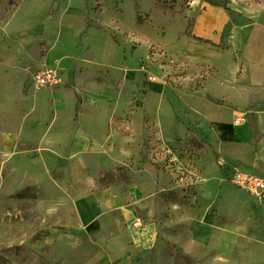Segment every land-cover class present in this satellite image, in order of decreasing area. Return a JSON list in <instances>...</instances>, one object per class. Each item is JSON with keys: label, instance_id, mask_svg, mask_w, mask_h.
Masks as SVG:
<instances>
[{"label": "crops", "instance_id": "crops-1", "mask_svg": "<svg viewBox=\"0 0 264 264\" xmlns=\"http://www.w3.org/2000/svg\"><path fill=\"white\" fill-rule=\"evenodd\" d=\"M190 15V29L184 31L183 19L179 41L167 48L183 62L173 77L181 88L143 86L129 64L139 49L130 48L129 39L114 41L105 30L120 51L121 65H88L93 50L86 46L75 54L62 49L52 59L61 34H72L57 29L47 59L59 65L72 87L63 84L50 91L30 86L28 69L35 58L23 56V47L16 46L23 36L0 16V153L23 171L36 168L38 161L45 170L56 168L51 185L61 203L50 211L58 216L54 225L67 241L81 244L77 250L68 244L64 248L61 240L56 247L66 249L63 262L152 264L166 243L198 263L227 264L248 247L264 246V219L256 218L261 210L246 213L249 220L242 224L237 214L241 193L225 176L235 162L264 177V0H251L240 9L219 3L193 6ZM116 21L125 31L118 18H99L106 27ZM94 28L87 27L78 42L86 41ZM191 76L204 77L200 89L193 90L197 82ZM129 86L131 97L145 90L136 103L125 96ZM239 110L248 114L235 125L231 117ZM189 122L208 136L212 157L190 197L171 196L164 163L172 148H182L195 132ZM143 138L156 167L141 155ZM44 155L49 162L42 163ZM251 225L257 232L251 233ZM89 242L96 255L88 260Z\"/></svg>", "mask_w": 264, "mask_h": 264}, {"label": "rangeland", "instance_id": "rangeland-1", "mask_svg": "<svg viewBox=\"0 0 264 264\" xmlns=\"http://www.w3.org/2000/svg\"><path fill=\"white\" fill-rule=\"evenodd\" d=\"M250 2L251 0H0V16L5 21H9L14 32L23 36L20 40L21 43L16 45L23 47V56L33 60L35 58V62L28 69L30 86H33L31 74L40 65L61 71L58 68L59 65L56 66L47 59L49 44H53L57 29L70 30L72 34L71 36H67L64 32L61 34L63 44H61L62 41L55 44L52 50V59L58 58L62 49L75 54V50L79 52L81 46H86L93 50L92 61H86L88 65L111 64L119 66L123 62L120 51L111 42L112 40L108 39L104 30L114 41L124 40L126 42L129 39L132 45L130 48L139 49L140 53L136 55V58H133L132 62L128 63L136 74L141 76V81L138 82L143 86H148L147 75L140 70V65L146 62L144 40L160 45L162 48L166 47L165 50L169 54L177 55V63H183L179 54L170 52L167 48H169V44L173 45L179 41L178 32L183 19L186 20L184 31L187 32L190 29L192 22L190 12H192L193 6L197 10L205 4L219 3L223 6L229 4L232 8L240 9ZM105 15L118 18L126 30L121 29L123 27L119 21L108 27L102 25L99 18ZM89 26L95 28L90 31L91 33H87L86 41L79 43L78 40L81 37L79 35H82ZM131 39L135 43H132ZM64 63L66 64V61ZM77 63L84 64L80 60ZM148 71L158 78L155 83L163 84L162 72L159 69L149 66ZM203 79L204 77L193 78L191 76L192 82H197L192 87L193 90L201 88ZM64 81L63 88L72 87L66 78ZM138 82L136 81V83ZM164 85L169 88H181L178 83L169 80ZM59 88H62V85L57 87V89ZM131 90L133 89L129 86L124 93L128 99L131 98L130 101L133 100V103H136V100H140L145 94V90L140 89L131 97ZM38 91H50V89L44 88ZM76 98L78 106L81 99ZM238 112L244 115L246 121L248 111L239 110ZM232 118L233 116L231 123H234L235 117ZM189 124L194 127L195 132L192 135H187L182 148L177 150V147H173L164 163L165 171L170 175L166 187L168 193L172 194L171 196L186 194V197H190V194L195 192V187L203 182L202 167L207 159L212 157L208 136L199 134L193 122H189ZM132 127H138V125H132ZM143 142L144 148L141 155L145 161L151 162L156 167L157 162L154 161L156 156L153 157V160L148 159L151 152L147 149L148 147H145V138H143ZM44 161L49 162L47 155H44L42 163ZM38 163L40 164L36 168L31 167L28 168L29 170L27 169L28 172L23 171L0 153V264H67L63 262L67 258L66 249L61 248V250L56 246L63 240L64 248L67 244L69 248H75V250L81 247L80 241L74 239L67 241L66 238H63V233L58 230L59 227L54 225L58 216H56V211L54 213L50 211L57 208V205L60 206L61 202L54 196L51 177L57 175L58 172L56 168L51 169V167L45 170L41 162L38 161ZM219 166L221 168L225 166L223 161H220ZM233 166L241 167L240 164L234 162L226 168V177L230 175ZM124 168L126 166L118 170ZM52 170L54 171L52 172ZM118 170L119 175H125V173H119ZM107 175L113 178L111 172H108ZM35 182L39 185L38 190ZM231 185L241 193L237 214L238 219L243 218L242 224L249 220L246 213H251L256 209L261 210L256 218L264 219V204L255 203L246 192L233 184ZM20 191H26L34 198H14V194ZM236 217H232L233 221L238 222ZM248 229L251 233L258 230L254 225L249 226ZM61 251L64 253L62 254ZM95 251L97 252L96 249ZM173 251L174 247L165 243L158 250V260L152 264H202ZM86 252L84 257H87L88 260L91 258L90 256L96 255V253L91 254V242L86 244ZM243 254L241 258L236 257L234 261L227 264H264V246L262 245L248 247Z\"/></svg>", "mask_w": 264, "mask_h": 264}, {"label": "built area", "instance_id": "built-area-1", "mask_svg": "<svg viewBox=\"0 0 264 264\" xmlns=\"http://www.w3.org/2000/svg\"><path fill=\"white\" fill-rule=\"evenodd\" d=\"M131 42L135 43L133 39H131ZM143 45L146 49V62L140 65V70L147 75L149 83H155L158 80L156 76L148 71L149 66L156 67L162 72L161 80L163 84H166L168 80L173 81L174 74L182 71L184 66L179 62L177 63V57L169 54L164 47L162 48L160 45L146 41H143ZM31 80L35 89H53L64 84V76L60 70L42 65L37 67L31 74ZM234 117L235 125L245 122L244 115L239 112ZM227 181L246 192L255 203L264 204L263 177L244 170L239 166H233Z\"/></svg>", "mask_w": 264, "mask_h": 264}, {"label": "trees", "instance_id": "trees-1", "mask_svg": "<svg viewBox=\"0 0 264 264\" xmlns=\"http://www.w3.org/2000/svg\"><path fill=\"white\" fill-rule=\"evenodd\" d=\"M13 197H14V198H17V199L34 198L33 195L31 196V195L27 194L26 191H20V192H17L16 194H14Z\"/></svg>", "mask_w": 264, "mask_h": 264}]
</instances>
